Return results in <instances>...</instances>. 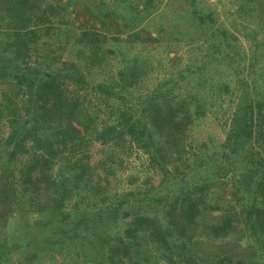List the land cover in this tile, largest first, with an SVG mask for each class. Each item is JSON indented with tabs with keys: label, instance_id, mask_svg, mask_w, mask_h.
<instances>
[{
	"label": "trees",
	"instance_id": "16d2710c",
	"mask_svg": "<svg viewBox=\"0 0 264 264\" xmlns=\"http://www.w3.org/2000/svg\"><path fill=\"white\" fill-rule=\"evenodd\" d=\"M34 2L6 0L8 23L1 30L5 45L0 49V123L7 125V131L0 136V162L11 169L17 153L28 154L19 169L21 192L28 193L33 211L46 208L44 226L50 237L45 242L58 250L77 248L89 264H259L253 258L199 254L193 246L200 236L218 239L231 234L226 213L218 221L201 220L200 216L204 208H218L207 201V190L231 172L232 162L242 153L250 164L237 180L245 186V195L241 194L246 201L245 236L264 243V158L248 154L253 140L264 141V75L256 54L264 47V18L248 15L256 26L251 29L255 35H249L250 58H244L245 48L234 44L238 38L228 37V30L219 27L210 29L209 35L201 34L199 40L210 45L201 62L196 58L180 71L191 74L214 56L226 68L236 69L235 83L221 81L216 97L211 85L210 101L233 93V104L223 110L228 112L223 139L210 149L206 141L193 145L197 140L193 135L174 130L179 124H193L209 116V96L189 91L176 102L170 101L172 78L159 82L148 94H135L131 89L138 75L128 63L119 67L117 76H103L94 83L95 91L108 103L107 117L81 119L78 90L85 88L88 80L73 56L61 58L73 45L74 56L80 57L86 68L99 65L103 59L97 33L83 32L77 41L68 39L43 53L39 49L42 41L53 38L59 27L48 15L44 20V15L37 17ZM149 2L142 1L144 6ZM142 11L137 9V14ZM212 12L208 9L202 14L194 9L193 14L198 24H212ZM39 20H46L45 25ZM213 34L218 35L213 37L217 42L210 38ZM32 56L38 59L32 60ZM71 83L73 91L77 86L76 94L69 89ZM94 141L142 150L161 171L159 184L145 179L144 186L136 185L137 177L130 176L133 186L112 188L109 176L114 174L113 164L101 177L91 162L89 146ZM167 151L173 155V164L168 163ZM200 169L204 173L197 175ZM38 180L53 188L55 197L47 201V207L34 200L35 191L31 190ZM94 221L102 223L100 232L91 231L96 238L87 235ZM5 251L9 252V243L0 240V252Z\"/></svg>",
	"mask_w": 264,
	"mask_h": 264
},
{
	"label": "rangeland",
	"instance_id": "374dc122",
	"mask_svg": "<svg viewBox=\"0 0 264 264\" xmlns=\"http://www.w3.org/2000/svg\"><path fill=\"white\" fill-rule=\"evenodd\" d=\"M34 1L36 7L33 13L37 17L44 15L43 20L45 15H48V20L55 27H59L53 38L42 41L39 49L43 53L53 51L56 46L59 47L60 42L68 39L77 41L83 32L97 33L103 59L99 65L86 68L87 64L80 57L74 56L76 47L73 45L67 51L68 54L61 56V60L66 56H73L88 80L85 88L78 90V98L81 100L78 116L81 119L93 116L97 121L107 117L108 103L95 91L94 83L103 76L114 77L119 67L127 63L138 75L135 87L131 89L135 94L139 92L148 94L159 82L172 78L174 88L168 96L170 101L176 102L189 91L194 93L200 91L208 97L211 85L216 97L221 81L229 80L231 84L235 83V68H226L224 62L214 56L209 61L202 62L201 68L193 70V73L186 75L180 73L189 61H195L196 58L200 61L204 51L210 47L209 43L199 40L201 34L208 32L209 35L210 29L224 27L228 30V37L234 35L238 38V41L234 40V44L247 51L249 39L255 35L251 29L256 28L252 24L254 20L248 15L257 17L259 14L262 19L264 18V0H150L147 6L143 5V0ZM5 3L6 0H0V49L5 45L1 30L6 28L8 23L6 5L9 3ZM137 9L144 11L138 15ZM194 9L202 14L212 9L213 23L198 24L193 14ZM39 22L45 25L46 20ZM217 36L213 34L210 38L215 39L213 37ZM259 50L256 54L261 60L260 70L264 75V47ZM60 51L58 50V53ZM8 55L12 57L10 52ZM250 57L247 51L244 58ZM34 59L37 60L38 56L35 58L32 56V60ZM243 71L246 73L247 69L244 67ZM1 86L6 87V84ZM76 88L75 85L73 91L72 83L69 84L73 94H76ZM232 97L233 93L217 101V98L210 101L209 96L210 115L193 124L190 122L179 124V127L174 129H178L175 132L181 130L186 136L193 135L197 139L192 141L193 145L196 141L203 140L210 149H213L216 141H221L224 137L223 122L228 112L224 113L223 110L233 104ZM161 98L168 100L163 96ZM6 131L7 125L0 123V136L5 135ZM252 144L248 154L253 152L255 157L264 158V141L253 140ZM89 152L91 162L96 165L97 173H100L101 177L109 169L108 166L113 164L114 174L109 176V180L110 186L114 189L131 187L134 184L144 186L145 179L158 185L163 176L153 161L135 146L126 144L118 147L94 141L89 146ZM27 155L24 151L17 153L11 169L4 168L0 162V240H7L9 243V252H0V264H89L85 262L83 252L77 248L58 250L52 245L49 246L48 241L45 242V239L50 237L49 229L44 226L47 219L46 208L33 211L28 201V193L21 192L23 184L19 169L27 161ZM166 156L170 160L168 163L173 164L172 153L167 151ZM240 156H236L232 162L231 172L217 179L207 190V201L210 204H217L218 208L216 210L204 208L200 216L201 220L218 221L226 213L232 232L226 238L200 236L193 250L199 254L212 256L221 254L237 259L253 258L259 264H264V243L258 242L252 236H245L247 230L244 226L243 207L246 201L245 197L241 196L245 195L242 193L245 186L243 187V182L240 184L237 180L240 179V173L245 172L250 164L246 163L243 153ZM200 171L197 175L204 173V170ZM37 175L38 173L34 174L35 179ZM191 175L193 173L188 176ZM130 176L137 177L134 184L129 183ZM37 182H33L34 188L31 190L35 191L34 200L39 199V204L47 207V201L55 197L53 188L47 181ZM90 215L92 217V213ZM110 223L113 225V222ZM101 225L102 223L94 221L87 235L92 236L91 231L100 232ZM92 237L96 238V235Z\"/></svg>",
	"mask_w": 264,
	"mask_h": 264
}]
</instances>
